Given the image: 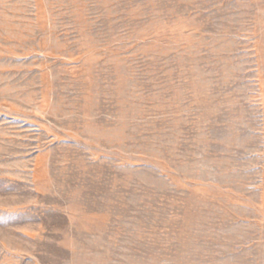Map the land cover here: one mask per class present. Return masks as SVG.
<instances>
[{
    "label": "rangeland",
    "instance_id": "1",
    "mask_svg": "<svg viewBox=\"0 0 264 264\" xmlns=\"http://www.w3.org/2000/svg\"><path fill=\"white\" fill-rule=\"evenodd\" d=\"M0 264H264V0H0Z\"/></svg>",
    "mask_w": 264,
    "mask_h": 264
}]
</instances>
